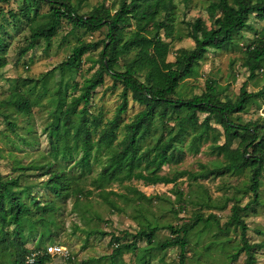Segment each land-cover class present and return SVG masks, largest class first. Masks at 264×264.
Instances as JSON below:
<instances>
[{
    "label": "rangeland",
    "instance_id": "obj_1",
    "mask_svg": "<svg viewBox=\"0 0 264 264\" xmlns=\"http://www.w3.org/2000/svg\"><path fill=\"white\" fill-rule=\"evenodd\" d=\"M171 2V10L161 11L157 21L173 25L174 39L170 42L168 62H173L175 52L179 49H192L194 43L187 36L188 23L201 19L207 26L210 25L206 9L211 2L217 0H166ZM76 14L88 17L94 8H103L114 14L121 4H128L130 0H69ZM22 3L21 0H11L8 3L0 1V38L4 41L5 65L0 68V175L5 179H17L20 189L27 188L32 197L37 198L41 205L51 203L56 208L51 223H31L23 221L20 227L29 249L42 246H60L65 249V255H51L47 264H178L179 249L177 247L159 250L158 244L172 238L165 227H179L191 224L196 216L200 215L207 220L211 215L216 221L199 223L188 235L185 264H244L245 256L241 254L235 261L231 256L240 246V230L229 227L224 230L225 223L231 214V207L245 206L251 201V194L245 193L248 182V170L240 174H222L215 168L224 162L222 156L212 153V141L204 143L199 153H183L179 162L165 166L159 173L161 176L174 178L182 171L200 172L199 165H204L213 174L206 178L190 180L187 176L178 177L170 184L145 185L142 182L130 181L122 185L112 184L104 191H113L117 195H110L108 200L115 207L103 202L102 195L97 192L89 198L75 195L73 190H91V181L97 178L109 156L104 150L93 149L90 160L89 173L81 171L75 165L80 153L74 155L71 161H62L55 158L50 152L48 130L57 115L58 108L65 106L72 96H78L79 91L73 90V84L82 86L99 68L100 52L106 36V28L96 32H87L82 29H72L67 20H62L55 36L49 42L39 40L32 48L30 44L31 29L38 27L48 19L50 6L39 4L35 7ZM25 5L30 6L28 16H22ZM11 13L18 19L14 21ZM142 21L137 26H142ZM248 24L253 31H244L235 37L234 43L221 49H208L197 67V72L180 83L177 95L173 98H191L200 95L206 83L213 81L217 90V97L234 100L240 88L245 84L248 92H257L264 87V66L255 78L250 79L246 64L245 48L258 40L264 41V20L251 15ZM137 29L136 22L131 20L124 28L126 35ZM163 36V31H160ZM79 42L96 43L97 47L82 56L79 67L69 72L59 65L67 59L72 49ZM256 45V44H255ZM136 50L123 55L119 59V68L132 60ZM48 77L37 83L45 73ZM34 80V81H32ZM122 86L113 83L110 76L103 75V83L92 94L89 103V113L96 116L102 124L113 120L116 107L120 103ZM22 94L31 104L30 115H23L16 111L7 102L12 93ZM82 105H79L78 110ZM143 109L133 102L130 94L127 97V109L121 115L119 128L116 131L117 140L123 136L124 125L129 123L133 116ZM199 115V119H203ZM241 122H257L264 125V100L252 104L245 113L238 115ZM235 118V117H234ZM12 123L14 129L9 127ZM169 121L165 129L173 126ZM219 129L216 125H212ZM161 128L157 134L161 133ZM261 136L264 141V129ZM97 133L92 134L96 141ZM222 139L218 140L221 144ZM235 142L233 148L237 146ZM115 144V143H114ZM185 140L184 146H186ZM52 170L64 169L73 181L68 192L56 196L42 185L48 175L42 176L47 166ZM135 188L145 199L131 192ZM14 189V188H13ZM14 190H17L16 188ZM180 193V198L178 196ZM23 201L28 204V196L21 192ZM7 200L5 201V204ZM7 206V205H6ZM32 210L40 214L39 208L31 206ZM42 216V215H41ZM242 219L247 226V238L251 244H264V177L261 178L259 189V203L255 210L248 209L242 213ZM148 223L160 228L155 234L152 245L144 241L136 242L134 253L122 255L113 263L108 256L114 246L110 235L123 237L127 234L128 241L140 228ZM89 232H97L87 236ZM104 233V234H103ZM7 234V235H6ZM108 234V235H105ZM14 232L12 227L0 230V264H12L14 260ZM47 246V248L49 247ZM67 252V253H66ZM256 264H264V248L255 252ZM73 258L74 261L68 260Z\"/></svg>",
    "mask_w": 264,
    "mask_h": 264
},
{
    "label": "trees",
    "instance_id": "obj_2",
    "mask_svg": "<svg viewBox=\"0 0 264 264\" xmlns=\"http://www.w3.org/2000/svg\"><path fill=\"white\" fill-rule=\"evenodd\" d=\"M0 1L8 3L11 0ZM21 1L24 4L30 2V6L35 7V14L39 4L50 6L47 21L31 29L30 44L27 49H32L39 40L49 42L56 35L62 20H67L72 29H82L91 33L103 27L107 30L103 49L100 52L98 70L82 86L73 84L72 89L78 90L79 95L72 96L64 107L59 106L48 130L51 154L62 161H71L75 154L80 153L75 165L81 171L90 172V158L94 148L105 150L109 156L97 178L91 181L92 189L85 191L75 189L73 190L75 195L78 192V196L83 195L84 198L89 199L94 192H97L98 195H102L104 203L115 207L114 203L108 200L110 195L126 198L125 195H117L113 191H104L105 187L115 183L122 185L125 182L138 181L145 185H167L183 176H187L190 180L206 178L213 172L202 164L199 165V173L182 171L174 178L161 176L159 173L163 167L179 162L183 153H199L201 146L211 140L212 153L224 159V162L214 170L222 174H240L248 170L245 193L251 194V201L243 207L236 204L231 207V214L224 230H229V227L240 230V246L231 256L232 260L235 261L243 254L244 264H256L255 252L264 248V244L249 242L242 213L248 209L254 211L259 203L261 178L264 177V141L261 136L264 125L259 126L257 122L243 123L238 115L245 113L252 104L264 100V87L253 93L248 92L244 84L234 100L221 101L217 97L213 81H209L200 95L176 99L173 96L177 95L180 83L197 72V67L208 49L227 47L234 43L235 37L241 32L253 31L252 26L248 24L251 15L264 20V0L211 2L206 9L210 25L207 26L201 19L188 23L187 36L194 46L190 50H177L173 62L167 61L171 48L170 42H166L168 39L170 41L174 39L173 25L168 22L169 18L167 22L156 20L161 11L168 15L171 2L130 0L128 4L123 2L114 14L107 9L94 8L88 17H81L76 14L69 0ZM30 6L25 5V9H22L24 18L28 16ZM11 18L16 21L18 16L11 13ZM131 20L136 22L137 29L126 35L124 28ZM139 21L143 22L141 27L137 26ZM0 30H2L1 24ZM160 31H163V36ZM4 47L5 43L0 38V53L4 52ZM95 47H97L96 43L79 42L59 67L69 72L76 71L82 56ZM132 50L137 51L134 58L124 64L119 71V59ZM245 53V67L249 78L253 79L264 66V41L258 40L246 46ZM4 65L5 60L0 57V68ZM104 74L110 76L114 84L119 83L122 91L114 119L102 124L96 116L89 113L88 106L93 92L102 85ZM48 75L49 72L45 73L36 82L42 83ZM128 94L132 101L143 109L124 125L123 136L117 140L116 131L119 128L121 115L127 109ZM7 103L25 116L31 113L30 102L18 92L12 93ZM79 105L82 107L78 110ZM199 115L204 116L202 120L199 119ZM169 121H173L174 124L166 130L165 126ZM212 125H216L219 129ZM9 127L14 129L12 123ZM160 128L162 131L157 134ZM93 133L98 135L96 141L92 140ZM219 139L223 141L221 144H218ZM185 140H187L186 146H184ZM235 142L238 143L233 148ZM52 169L51 165L47 166L41 174L48 175L42 185L59 197L68 192L73 178H70L62 168ZM21 192L28 196V204L23 201ZM131 192L145 199L144 195L135 188ZM180 195L178 193L179 198ZM31 206L39 208L42 216L32 210ZM55 212L56 208L53 204L41 205L27 188L20 189L17 179H5L0 175V230L4 231L9 227L13 229L15 253L12 264H47L51 260V255L46 250L49 245L42 246L41 249L25 247L20 227L23 221L51 223ZM210 221H216V217L211 215L204 220L198 215L191 224L165 227L172 238L159 243L158 249L177 247L180 251L178 264H185L189 233L199 223ZM158 230H160L158 226L148 223L134 234L133 241L127 240L129 237L127 234L121 238L111 234L110 239L115 246L108 256L109 260L113 263L124 254L134 253L138 241L152 245ZM95 234L97 232H89L87 236ZM33 254H36L33 262L29 263L27 260ZM68 260L74 261L69 257Z\"/></svg>",
    "mask_w": 264,
    "mask_h": 264
},
{
    "label": "built area",
    "instance_id": "obj_3",
    "mask_svg": "<svg viewBox=\"0 0 264 264\" xmlns=\"http://www.w3.org/2000/svg\"><path fill=\"white\" fill-rule=\"evenodd\" d=\"M47 253L50 255H61V256H66L65 255V249L60 247V246H49L47 249ZM67 253V252H66ZM36 254H33L31 257L28 258V262L32 263L33 258Z\"/></svg>",
    "mask_w": 264,
    "mask_h": 264
}]
</instances>
